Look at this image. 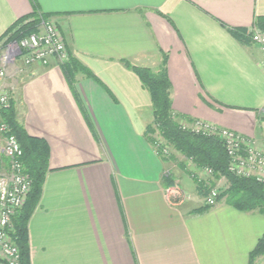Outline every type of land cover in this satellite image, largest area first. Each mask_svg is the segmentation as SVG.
Instances as JSON below:
<instances>
[{"label":"crops","instance_id":"obj_1","mask_svg":"<svg viewBox=\"0 0 264 264\" xmlns=\"http://www.w3.org/2000/svg\"><path fill=\"white\" fill-rule=\"evenodd\" d=\"M34 11L83 70L70 84L54 59L16 58L2 82L17 122L50 150L29 264H249L264 216L224 199L196 212L199 189L148 142L150 96L123 62L156 69L165 58L175 115L264 146L262 53L250 39L264 0H0V41Z\"/></svg>","mask_w":264,"mask_h":264},{"label":"trees","instance_id":"obj_2","mask_svg":"<svg viewBox=\"0 0 264 264\" xmlns=\"http://www.w3.org/2000/svg\"><path fill=\"white\" fill-rule=\"evenodd\" d=\"M50 17V15L34 11L28 20L18 21L2 37L0 49L11 42L19 43L36 32L39 24ZM256 27L264 31V17L256 20ZM165 63V58H163L156 69H150L123 62L126 68L137 75L142 87L150 96L152 122L147 127L148 142L155 145L156 138L159 137L162 140L160 144L163 145L164 142L166 147H170L174 152L191 161L196 168L211 170L212 181L207 182L210 187H214L216 182L223 178L226 187L219 192L217 201L224 199L228 205L240 212H257L264 216V185L258 184L254 179L239 178L230 174L227 170L228 157L219 140L193 135L180 129L179 122L184 119L172 111L171 86ZM61 70L66 80L71 84L75 74L83 68L75 59L69 57L68 62L61 65ZM2 120L8 125L11 134L14 135L20 146L24 172L31 181L27 199L12 219V239L20 255V264H29L27 223L38 204L44 178L49 172L50 150L44 140L28 136L17 122L14 102H11L10 107L2 113ZM157 146L161 147L159 143ZM158 154L163 157L159 151ZM207 184H197L199 192L203 196L208 192ZM209 208L203 206L196 212L201 213ZM261 256H264V235L249 254V264H253L254 260Z\"/></svg>","mask_w":264,"mask_h":264},{"label":"built area","instance_id":"obj_3","mask_svg":"<svg viewBox=\"0 0 264 264\" xmlns=\"http://www.w3.org/2000/svg\"><path fill=\"white\" fill-rule=\"evenodd\" d=\"M250 39L259 47L262 53L261 67L264 69V31L254 28L251 31ZM16 58H19L25 66L35 64L47 66L52 59L60 66L67 63L69 55L58 25L50 18L42 21L36 32L19 43H12L1 58L0 264H20V255L12 239V219L23 207L31 186V181L24 172L20 146L14 135L11 134L8 125L2 120V113L10 107L12 100L8 90L2 86V82L7 75L8 65L14 63ZM188 126H191V128L187 129ZM181 128L193 135L219 140L228 157V172L239 178L254 179L258 184L264 185V151L256 146L254 140L200 121H189V124L183 123ZM155 149L156 153L159 151L163 156H167L169 153L166 146H157ZM202 170V177H211V170ZM198 182H201L200 178ZM218 194L217 189L211 188L203 205L214 206L217 203Z\"/></svg>","mask_w":264,"mask_h":264},{"label":"rangeland","instance_id":"obj_4","mask_svg":"<svg viewBox=\"0 0 264 264\" xmlns=\"http://www.w3.org/2000/svg\"><path fill=\"white\" fill-rule=\"evenodd\" d=\"M12 43H14V42H11V43H9V44H7L4 48H2L1 49V53L2 54H4L8 49H9V47L11 46V44ZM189 124V122H187V120H183V121H181V122H179V126H180V129L183 131V129L181 128L182 127V124ZM185 126H187V125H185ZM189 127V128H188ZM187 127V129H190L191 128V126H188ZM158 143H159V145L161 146V147H163V145H165V146H167L164 142H163V145L162 144H160V143H162V140L159 138V137H157L156 138V148H157V145H158ZM256 146L258 147V148H260L262 151H264V146H261V145H257L256 144ZM168 149H169V153H168V155L166 156H163V157H165V158H167V159H171V161L172 162H174L176 165L178 164V165H184L185 166V168L187 169V171H188V178L191 180V182L195 185V187H197V184H200V183H206L207 184V182L209 183V182H211L212 181V179H211V177H208V178H206L205 176H203L202 177V171L203 170H201V169H198V168H196L195 166H194V164L191 162V161H188V160H186L182 155H180V154H178V153H176V152H174L170 147H167ZM200 178V180H201V182H198V179ZM205 178V179H204ZM191 182H189L190 184V186H191V188H192V186H193V184L191 183ZM226 187V182H225V180L223 179V178H221V179H219L217 182H216V184L214 185V187H210L209 186V184H207V188H208V192H209V190L212 188H215V189H217V190H219L218 192H220L222 189H224ZM198 188V187H197ZM179 191H181V190H179ZM182 192V191H181ZM208 192L205 194V196H203L201 193L199 194V195H197V197H195L194 199H193V201H198V202H200L201 204H204V201H205V198L207 197V195H208Z\"/></svg>","mask_w":264,"mask_h":264}]
</instances>
